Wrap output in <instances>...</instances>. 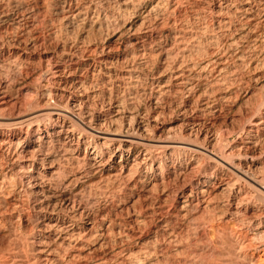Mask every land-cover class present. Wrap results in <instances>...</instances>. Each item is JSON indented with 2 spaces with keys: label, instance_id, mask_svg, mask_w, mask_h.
Returning <instances> with one entry per match:
<instances>
[{
  "label": "bare ground",
  "instance_id": "6f19581e",
  "mask_svg": "<svg viewBox=\"0 0 264 264\" xmlns=\"http://www.w3.org/2000/svg\"><path fill=\"white\" fill-rule=\"evenodd\" d=\"M49 1L0 0L1 264H253L264 0Z\"/></svg>",
  "mask_w": 264,
  "mask_h": 264
},
{
  "label": "rangeland",
  "instance_id": "374dc122",
  "mask_svg": "<svg viewBox=\"0 0 264 264\" xmlns=\"http://www.w3.org/2000/svg\"><path fill=\"white\" fill-rule=\"evenodd\" d=\"M49 2H52L51 0L49 1ZM41 4V3H40ZM51 5V4H50ZM41 6H43L42 4H41ZM60 15V16H59ZM58 16H54L55 17V21H53V22H55V23H58L59 22V24H61V23H63V20L60 22L59 20H58V18H60V17H62V15H61V13L59 14ZM57 21V22H56ZM55 23H54V25H55ZM58 24V25H59ZM53 25V26H54ZM73 28H72V27ZM70 27H69V29L67 30L68 32H67V35H70V36H72V37H70V36H67V37H70V39H72L73 40V38L75 39V36L78 34V35H80L81 33H79L78 31V29L79 28H77V26L75 25V24H72ZM55 27V26H54ZM56 27H59V26H57V24H56ZM55 27V28H56ZM79 27V26H78ZM75 28H77V29H75ZM71 29H73V30H71ZM55 30H57V28L55 29ZM69 32H70V34H69ZM77 35V36H78ZM63 36V35H62ZM97 37V36H96ZM96 37H94L95 39H96ZM98 38V37H97ZM50 45H52V46H50ZM50 45H48L47 46V48L49 47V51L48 52H50V51H52V47H53V45L54 44H50ZM258 73L260 74V73H264V65L262 66V68H260L259 69V71H258ZM4 75V76H3ZM2 76H0L1 78H0V80L2 81V82H5L8 86H10V85H12L13 83V81L11 82V80H14V77L16 76L15 74V76H13L12 75V73H8L7 75L6 74H3ZM9 76V77H8ZM4 78V79H3ZM8 78V79H7ZM16 78V77H15ZM10 80V81H9ZM167 118V119H166ZM168 119H169V121H172V119H173V116L172 115H170V117L169 116H165V118H164V120H166V121H168ZM178 125V123L177 122H172V125L171 126H173L174 128H177V127H179V126H177ZM236 126V125H235ZM178 129V128H177ZM229 141L230 142H234V141H238L237 140V138H236V136L234 135H232L231 137H229ZM5 190V191H4ZM12 190V187L10 186V185H5V187L2 189V194H3V198L4 199H7V200H11L10 199V196L9 195H7L6 194V192L7 191H11ZM7 196V198H5ZM86 199H87V197H86ZM85 199V197H84V200H86ZM22 201V200H21ZM101 205V204H100ZM92 207L94 206V204L93 205H91ZM97 206H99V204L97 205V203H95V206L94 207H97ZM12 212H10V214L8 213V215H12V216H15L16 217V214H11ZM3 217H7V213L6 214H4V216ZM14 221L16 222V218L14 219ZM219 223V222H218ZM218 223H216V224H218ZM30 224V223H29ZM27 222L26 223H24L23 224V226H22V228H21V232L23 231V233L24 232H26V233H28V230H29V228H30V226L31 225H29ZM230 225H231V227H232V229H234V231H240V230H242V228L240 227L239 228V226H237L235 223H233V224H231V223H229L228 224V226L230 227ZM233 225V226H232ZM1 226V225H0ZM234 227V228H233ZM236 227V228H235ZM20 233V232H19ZM2 235H5V236H2ZM20 235V234H19ZM211 236H213V235H211ZM8 242V243H7ZM255 246H259V244H261V243H256V242H254L253 243ZM172 247V246H171ZM173 248V247H172ZM172 248H170L171 250H172ZM12 249H13V246H12V242H10L9 240H8V235L7 234H4V230H3V228L2 227H0V264L2 263L1 261H4L5 260V257H8L9 255H11V251H12ZM252 253V252H251ZM253 257H254V259H253V264H264V250L262 249V248H259L257 251H255V252H253ZM4 258V259H3ZM8 261V259H6L4 262H7Z\"/></svg>",
  "mask_w": 264,
  "mask_h": 264
}]
</instances>
